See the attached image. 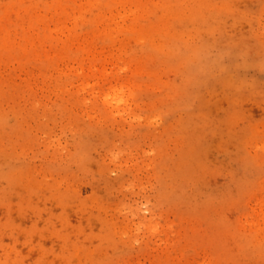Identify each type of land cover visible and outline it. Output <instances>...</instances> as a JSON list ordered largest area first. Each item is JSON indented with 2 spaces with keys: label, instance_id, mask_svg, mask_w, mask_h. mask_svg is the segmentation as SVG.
<instances>
[{
  "label": "rangeland",
  "instance_id": "obj_1",
  "mask_svg": "<svg viewBox=\"0 0 264 264\" xmlns=\"http://www.w3.org/2000/svg\"><path fill=\"white\" fill-rule=\"evenodd\" d=\"M0 264H264V0H0Z\"/></svg>",
  "mask_w": 264,
  "mask_h": 264
},
{
  "label": "bare ground",
  "instance_id": "obj_2",
  "mask_svg": "<svg viewBox=\"0 0 264 264\" xmlns=\"http://www.w3.org/2000/svg\"><path fill=\"white\" fill-rule=\"evenodd\" d=\"M167 13V12H166ZM165 14V13H164ZM168 15H170V13H168ZM167 15V16H168ZM167 16H164L165 18H167ZM164 27H165V24H164ZM168 32V30L166 31L165 30V33H167ZM116 90V89H115ZM116 99V101L117 102H122L123 101V98H122V96H120V95H118V94H116V97L114 98V100Z\"/></svg>",
  "mask_w": 264,
  "mask_h": 264
}]
</instances>
